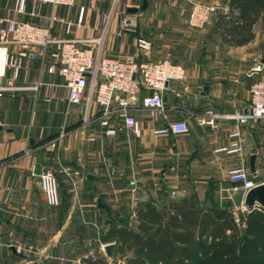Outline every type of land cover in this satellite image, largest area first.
Masks as SVG:
<instances>
[{
  "label": "crops",
  "instance_id": "crops-1",
  "mask_svg": "<svg viewBox=\"0 0 264 264\" xmlns=\"http://www.w3.org/2000/svg\"><path fill=\"white\" fill-rule=\"evenodd\" d=\"M88 1L96 0L70 6L78 8L74 17L70 10H58V6L52 11L76 22L80 5L86 6ZM144 1L147 7L136 32L118 36L120 16L118 11L113 15L103 37V55L124 57L136 53L137 38L145 36L153 41L152 59L169 57L183 63L188 81L202 87L199 98L190 100L187 95L176 97L168 92L165 100L178 118L188 122L189 132L155 136L151 129L161 123L147 120L142 112L141 137L123 130L122 119L112 121V127L120 129L118 133L106 135L97 119V105L91 111L90 123L82 126L83 107H70L63 99L68 94L62 87L63 79L46 72L43 79L54 86L46 84L37 93L14 92L0 97V264H61V258H65L63 264H82L91 251L85 247V240H100L108 233V216L116 214V203L120 202L117 215L123 217V211L136 207L139 201L152 198L162 202L173 191L178 193L177 198L194 192L203 200L216 183L221 184L222 203L230 200L227 190L233 186L228 170L242 166L259 183L264 182L263 120L240 125L235 120L218 118L214 128L198 123V117L207 110L224 114L249 106L250 85L257 77L249 73L257 61L264 59V16L255 25V38L250 43L230 47L223 45L213 31V16L210 17L216 11L227 13L229 0H142L143 4ZM13 4L14 1L10 8ZM197 4L212 9L200 26L191 23ZM3 8L4 0H0V15H4ZM96 11H100L98 6L92 10L86 6L83 26L74 27L69 34L63 24H55L54 30L64 38L99 37L103 35L107 12L98 14L92 29ZM146 59L140 55L138 60ZM38 67L39 62L32 63L30 77L38 76ZM179 89L183 90V86L179 85ZM49 96L53 98L51 102L45 100ZM63 126L67 133L57 141ZM235 130L241 132V154L217 151L232 147L236 139L229 135ZM252 155L256 156L254 171ZM66 165L80 172L74 182L62 172ZM49 167L55 169L59 180L58 206L47 204L40 189L39 174ZM111 242L100 240L93 244L99 247ZM16 244L25 250L18 253ZM29 246L32 251H27Z\"/></svg>",
  "mask_w": 264,
  "mask_h": 264
},
{
  "label": "built area",
  "instance_id": "built-area-1",
  "mask_svg": "<svg viewBox=\"0 0 264 264\" xmlns=\"http://www.w3.org/2000/svg\"><path fill=\"white\" fill-rule=\"evenodd\" d=\"M78 1L87 0H14L13 6L0 15V97L7 93L34 92L42 86H54L47 83L42 74L57 75L63 79L62 87L67 88L68 105L83 107L82 126L92 120L91 111L97 105L98 120L105 128L106 135H116L119 128L112 127L114 119H122V129L135 137L142 136L143 120L139 114L144 112L147 120L160 122L151 131L155 136H179L189 132V124L185 119L178 118L176 111L166 102V94L173 93L176 97L196 100L202 87L188 81V72L183 63H177L169 57L151 58L153 41L149 37L137 38L136 53L124 57H107L103 55L104 35L108 33L113 15L118 11L120 26L118 36L136 32L139 18L143 13L142 0H111V10L104 15L103 35L94 38L77 39L60 37L54 30L55 24H63L69 34L74 27L83 26L85 4L79 7L76 22L52 11L48 16L42 13L44 5L73 6ZM137 8L136 13H129L128 8ZM210 7L195 6L191 15V23L200 26L208 20ZM146 60H138L139 56ZM39 62V74L30 77L32 63ZM264 62L257 61L249 73L256 77L249 89L250 104L244 110L224 114L207 110L198 117L202 126H217V119L235 120L245 125L252 120L264 121ZM183 86V90L179 89ZM52 97H45L51 102ZM114 117V118H113ZM67 133L66 126L60 131L57 141ZM236 139L231 148L223 147L217 151L227 150L241 154V132L235 130L229 135ZM242 156V155H241ZM62 172L74 182L77 169L70 165L62 168ZM229 180L233 186L229 199L235 202V193L247 192L260 184L251 175L248 168L236 167L228 170ZM42 195L50 206L61 204V195L57 172L54 168H46L39 174ZM178 193L172 192L173 196ZM234 194V195H233ZM235 208L246 211L244 201ZM16 251L22 253L25 248L15 245ZM104 250V246L102 247ZM29 246L27 251H32ZM65 258H61L63 264Z\"/></svg>",
  "mask_w": 264,
  "mask_h": 264
},
{
  "label": "trees",
  "instance_id": "trees-1",
  "mask_svg": "<svg viewBox=\"0 0 264 264\" xmlns=\"http://www.w3.org/2000/svg\"><path fill=\"white\" fill-rule=\"evenodd\" d=\"M228 5L227 13L215 12L213 31L226 46L250 43L264 16V0H229ZM220 187L212 185L203 200L192 192L162 202L139 201L137 225L110 213L104 239L116 241L113 260L97 249L82 264H264V208L242 211L235 208L241 200L221 203Z\"/></svg>",
  "mask_w": 264,
  "mask_h": 264
},
{
  "label": "rangeland",
  "instance_id": "rangeland-1",
  "mask_svg": "<svg viewBox=\"0 0 264 264\" xmlns=\"http://www.w3.org/2000/svg\"><path fill=\"white\" fill-rule=\"evenodd\" d=\"M13 1L14 0H4V8H3V12H4V14L9 10V8H10V5H12V3H13ZM111 5H112V3H111V1L110 0H96V1H88V2H86V6L88 7V10L89 9H91L92 10V8L94 7V6H98L99 8H100V11H99V13H101V14H103L104 12H107V13H109V11L111 10ZM12 7V6H11ZM59 8H58V10H61V9H67L68 11L70 10V14H72V16L74 17V16H76V14H75V12H77V7H70V6H58ZM62 7H64V8H62ZM71 8V9H70ZM52 9H53V7H52V5H44V7H43V10H42V13H43V15L44 16H48L50 13H51V11H52ZM58 10H56V12L57 13H59V11ZM109 10V11H108ZM95 14H94V19H93V21H91V26H92V29L94 28V26H96L97 25V19H98V12L96 11V12H94ZM75 14V15H74ZM64 15H66V12L64 13ZM215 14H214V12H212L211 14H210V17L212 18V16H214ZM210 18V19H211ZM238 194V195H237ZM170 196H169V198H176L177 199V196H173L172 195V192H171V194H169ZM236 195L237 196H235V201H237V200H241V198H242V196H243V193H241V192H236ZM179 198V197H178ZM159 199H161V198H159ZM232 201V200H231ZM117 202V201H116ZM119 202V201H118ZM120 203V202H119ZM119 203H116V208H115V210L114 211H116L115 213L116 214H120V212H119V207H118V204ZM134 212H135V207H132L131 209L129 208V209H126V211H123V217L127 220V221H129L131 218L133 219V218H135V214H134ZM132 225V224H131ZM88 234H90V233H88ZM100 234V233H99ZM107 234V233H106ZM106 234H104L103 236H101V239L100 240H103V241H105V239H104V236L106 235ZM91 235V234H90ZM91 236H93V235H91ZM94 238L92 237L90 240H85V243H87V246H85V247H90L91 248V251H89L88 253H87V256H89L90 254H92L94 251H96L97 249H99L100 251H102L104 254H105V256L108 258V256L106 255V253H105V251L102 249V245H99V247H97V246H95L93 243H99L100 242V240H98V237H96V240H93ZM111 240H113V239H109L108 241H111ZM113 242L114 243H116V241L115 240H113ZM84 251H86V250H84ZM110 261H112L110 258H108Z\"/></svg>",
  "mask_w": 264,
  "mask_h": 264
},
{
  "label": "water",
  "instance_id": "water-1",
  "mask_svg": "<svg viewBox=\"0 0 264 264\" xmlns=\"http://www.w3.org/2000/svg\"><path fill=\"white\" fill-rule=\"evenodd\" d=\"M147 7V1H144L143 4V9H145ZM128 12L129 13H136L137 12V8L132 7V8H128ZM264 62V59H263ZM255 155H252L250 158V164H251V170L254 171L255 170ZM88 177L90 179H92V175H88ZM99 204L101 206H104V203L99 200ZM244 204L247 206V208H252L253 206H261L264 208V182H261L260 184H258L257 186L251 188L247 194L244 197ZM132 225H137L138 221L133 218ZM116 244L114 242L108 243L104 245V251L106 253V255L108 256V258H110L111 260H113V251L115 248Z\"/></svg>",
  "mask_w": 264,
  "mask_h": 264
}]
</instances>
